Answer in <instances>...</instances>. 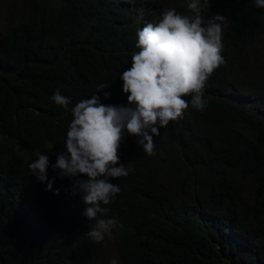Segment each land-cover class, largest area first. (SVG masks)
<instances>
[{
    "label": "trees",
    "instance_id": "trees-1",
    "mask_svg": "<svg viewBox=\"0 0 264 264\" xmlns=\"http://www.w3.org/2000/svg\"><path fill=\"white\" fill-rule=\"evenodd\" d=\"M230 2L210 0L204 20ZM164 8L195 15L186 0H21L23 18L0 32V264H264V7L252 0L223 27L225 63L205 85L207 108L189 103L160 128L155 155L126 134L120 163L132 171L108 178L121 191L102 205L118 222L111 237L86 235L94 221L73 194L86 176L62 179L50 166L46 190L29 170L37 152L51 165L66 150L76 103L98 95L129 106L119 76L138 30ZM56 90L70 98L67 112Z\"/></svg>",
    "mask_w": 264,
    "mask_h": 264
},
{
    "label": "clouds",
    "instance_id": "clouds-1",
    "mask_svg": "<svg viewBox=\"0 0 264 264\" xmlns=\"http://www.w3.org/2000/svg\"><path fill=\"white\" fill-rule=\"evenodd\" d=\"M252 2L264 7V0ZM186 3L193 17L164 8L157 22L138 30V51L131 57V67L119 76L129 106L105 105L98 95L81 100L71 109L73 119L66 134V150L57 153L51 165L47 155L37 152L38 159L28 165L31 175L41 183L47 182L46 190H52L53 181L47 177L50 166L62 179L87 177L74 180L73 194H82V215L94 221L86 233L94 242L103 241L105 235L111 237L118 223L106 218L109 208L102 205H109L121 191L108 178L127 176L132 171L120 163L119 149L126 134L137 137V144L146 154L155 155L153 138L160 135V128L181 117L189 103L199 111L207 108L203 99L205 85L225 63L222 41L226 18L215 14L204 20L202 13L210 0ZM108 86L101 84L97 91ZM110 96V92H104L105 99ZM187 96L190 102L184 99ZM51 99L68 111L71 100L59 90ZM54 194L59 195V190ZM111 264L117 261L113 259Z\"/></svg>",
    "mask_w": 264,
    "mask_h": 264
},
{
    "label": "rangeland",
    "instance_id": "rangeland-1",
    "mask_svg": "<svg viewBox=\"0 0 264 264\" xmlns=\"http://www.w3.org/2000/svg\"><path fill=\"white\" fill-rule=\"evenodd\" d=\"M239 2L240 0H231L229 4L217 11V14L226 18L223 27L230 19L232 12ZM145 10L146 8H142L139 11L143 14ZM22 18L21 0H0V32L6 33L11 26L18 23Z\"/></svg>",
    "mask_w": 264,
    "mask_h": 264
}]
</instances>
